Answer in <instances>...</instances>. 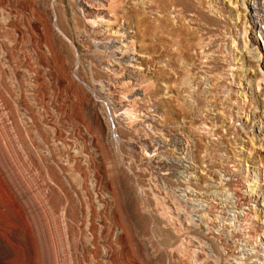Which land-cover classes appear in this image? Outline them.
Instances as JSON below:
<instances>
[{"label": "rangeland", "instance_id": "374dc122", "mask_svg": "<svg viewBox=\"0 0 264 264\" xmlns=\"http://www.w3.org/2000/svg\"><path fill=\"white\" fill-rule=\"evenodd\" d=\"M252 2L0 0V264H264Z\"/></svg>", "mask_w": 264, "mask_h": 264}, {"label": "bare ground", "instance_id": "6f19581e", "mask_svg": "<svg viewBox=\"0 0 264 264\" xmlns=\"http://www.w3.org/2000/svg\"><path fill=\"white\" fill-rule=\"evenodd\" d=\"M249 21H250V23L252 24V26L254 27V29H258V30H260V31H262V33L264 34V0H253V2H252V5H250V7H249ZM92 21H94V20H92ZM111 22V21H110ZM94 23V22H93ZM116 31V30H115ZM114 31V32H115ZM244 31L245 32H247L248 30L246 29V28H244ZM116 32H118V31H116ZM113 33V32H112ZM120 34V33H119ZM259 85V84H258ZM127 106V105H126ZM127 111V110H126ZM129 112V111H128ZM2 176V175H1ZM3 177V176H2ZM21 178H23V177H21ZM24 180V179H23ZM27 183L25 182H22L21 181V183H19V185H17V188H18V196L19 197H25L26 198V196H28V192H30L29 191V189H28V187H27V185H26ZM7 191V190H6ZM5 191V192H6ZM7 193V192H6ZM204 195V194H203ZM17 196V197H18ZM239 197V196H238ZM238 197L236 198V199H233V200H231V202H232V204L230 205L229 204V206H231V207H239V204H240V202H239V200H238ZM13 201V200H12ZM23 201V200H22ZM216 201H214V203H215ZM7 203V202H6ZM215 207L216 208V205L215 204H213V205H211V208L212 207ZM218 207V206H217ZM24 210V209H23ZM209 210V209H208ZM211 210V209H210ZM220 211V210H219ZM2 230V229H1ZM0 232H2V231H0ZM10 251V250H9ZM6 256V255H5ZM6 262V261H5Z\"/></svg>", "mask_w": 264, "mask_h": 264}]
</instances>
